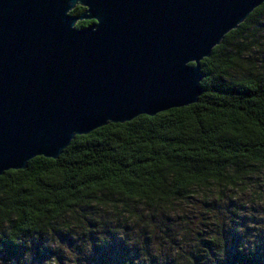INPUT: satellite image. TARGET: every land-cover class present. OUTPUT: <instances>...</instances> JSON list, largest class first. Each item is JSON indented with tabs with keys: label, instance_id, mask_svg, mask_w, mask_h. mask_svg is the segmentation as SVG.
<instances>
[{
	"label": "trees",
	"instance_id": "1",
	"mask_svg": "<svg viewBox=\"0 0 264 264\" xmlns=\"http://www.w3.org/2000/svg\"><path fill=\"white\" fill-rule=\"evenodd\" d=\"M200 71L195 103L0 175V264H264V2Z\"/></svg>",
	"mask_w": 264,
	"mask_h": 264
},
{
	"label": "water",
	"instance_id": "2",
	"mask_svg": "<svg viewBox=\"0 0 264 264\" xmlns=\"http://www.w3.org/2000/svg\"><path fill=\"white\" fill-rule=\"evenodd\" d=\"M263 2L0 0V175L107 123L195 103L200 61Z\"/></svg>",
	"mask_w": 264,
	"mask_h": 264
},
{
	"label": "rangeland",
	"instance_id": "3",
	"mask_svg": "<svg viewBox=\"0 0 264 264\" xmlns=\"http://www.w3.org/2000/svg\"><path fill=\"white\" fill-rule=\"evenodd\" d=\"M243 201L246 202V204H245L246 205V208H245L246 210L250 209L251 207L254 206V207H256V210L260 212V216L261 215L263 216L264 211H263V208H260V205L262 207H264V194L261 195V198H257V197L254 198V196L249 197V195H247L244 198ZM259 201L262 202V203H259ZM244 213H246V215L250 218V224H251V226L253 228L254 224L256 223V219L255 218L251 219V216H249L247 212H244ZM242 216H243V214H242ZM253 219H255V220H253Z\"/></svg>",
	"mask_w": 264,
	"mask_h": 264
},
{
	"label": "flooded vegetation",
	"instance_id": "4",
	"mask_svg": "<svg viewBox=\"0 0 264 264\" xmlns=\"http://www.w3.org/2000/svg\"><path fill=\"white\" fill-rule=\"evenodd\" d=\"M77 6L82 7V6H80V5H77ZM77 6H75V7H77ZM82 8H83V9L80 11V13L73 14V15H80V14L84 11V9H85L84 7H82ZM81 21H87V22H88L87 24L82 25V27H85V26H88V25L94 23L93 20H81ZM77 22H79V21H77ZM77 22H76V23H77ZM75 25H76V24H75Z\"/></svg>",
	"mask_w": 264,
	"mask_h": 264
}]
</instances>
